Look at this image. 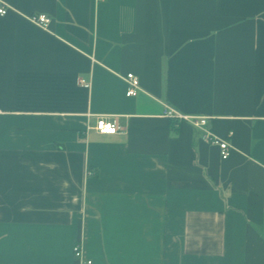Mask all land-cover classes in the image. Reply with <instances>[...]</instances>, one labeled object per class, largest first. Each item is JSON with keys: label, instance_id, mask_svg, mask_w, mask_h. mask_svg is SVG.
Listing matches in <instances>:
<instances>
[{"label": "crops", "instance_id": "1", "mask_svg": "<svg viewBox=\"0 0 264 264\" xmlns=\"http://www.w3.org/2000/svg\"><path fill=\"white\" fill-rule=\"evenodd\" d=\"M2 5L0 264H264V0Z\"/></svg>", "mask_w": 264, "mask_h": 264}, {"label": "built area", "instance_id": "2", "mask_svg": "<svg viewBox=\"0 0 264 264\" xmlns=\"http://www.w3.org/2000/svg\"><path fill=\"white\" fill-rule=\"evenodd\" d=\"M7 12L6 6L2 5L0 7V14L3 15ZM32 21L36 24L47 28L51 19L46 14H39L31 17ZM124 80L127 83V90L126 94L128 96H135L137 92L141 89L140 86V80L139 77L134 74L133 72H129L124 76ZM167 106V109L165 111V116L176 119V120H186L190 122L194 127L203 129L205 132V138L208 142H210L213 145H216L220 148L221 157L223 159H226L230 156L232 146L231 144L224 138H221L220 136L214 134L211 130L207 128L208 118L205 116H195V115H185L174 108ZM98 132L103 134H114L118 132V125L115 121H108L106 119L100 118L95 127ZM74 255L78 259H82L83 253L80 244H76L74 246ZM88 263L91 261L88 260Z\"/></svg>", "mask_w": 264, "mask_h": 264}]
</instances>
